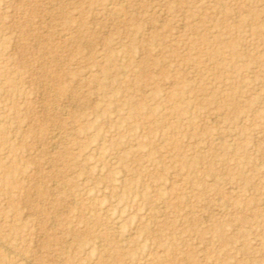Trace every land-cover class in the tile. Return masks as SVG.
<instances>
[{
  "label": "rangeland",
  "instance_id": "1",
  "mask_svg": "<svg viewBox=\"0 0 264 264\" xmlns=\"http://www.w3.org/2000/svg\"><path fill=\"white\" fill-rule=\"evenodd\" d=\"M0 264H264V0H0Z\"/></svg>",
  "mask_w": 264,
  "mask_h": 264
},
{
  "label": "bare ground",
  "instance_id": "2",
  "mask_svg": "<svg viewBox=\"0 0 264 264\" xmlns=\"http://www.w3.org/2000/svg\"><path fill=\"white\" fill-rule=\"evenodd\" d=\"M56 183V182H55ZM55 185V184H54ZM7 250V249H6ZM8 251V250H7ZM28 263V262H27Z\"/></svg>",
  "mask_w": 264,
  "mask_h": 264
}]
</instances>
